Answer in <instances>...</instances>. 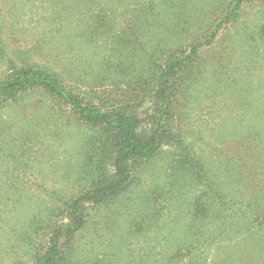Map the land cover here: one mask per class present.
I'll list each match as a JSON object with an SVG mask.
<instances>
[{
    "label": "trees",
    "instance_id": "16d2710c",
    "mask_svg": "<svg viewBox=\"0 0 264 264\" xmlns=\"http://www.w3.org/2000/svg\"><path fill=\"white\" fill-rule=\"evenodd\" d=\"M70 1L74 8H69V0L56 2L59 8L52 17L58 23L73 13L79 17L83 11L75 7L79 3H110L121 7L108 8L110 16L123 9L126 29L114 28V17L105 26L100 20L103 28L86 25L84 35L82 30L80 35L72 34L70 22L53 32L44 24L49 15L42 14L35 23L42 30L17 55L7 50L0 36V59L5 65L0 106L36 92L104 133L95 149L102 147L105 160L69 201L65 223L53 226L36 264H72L62 244L67 238L74 240L71 251L87 248L90 264H264V101L257 93L253 96L250 83V75L263 70L255 64L259 63L255 48L264 39H250L257 24L241 21L250 0ZM18 9L14 4L4 9L10 16L0 20V33L20 25L30 12ZM98 13H103L100 8ZM228 26L230 35L222 47L229 50L230 64L220 65L221 46H217L218 54L212 51L211 58L204 60L202 52L214 50ZM105 33L111 34L113 42L102 43ZM37 55L49 60H34ZM123 61L134 79L115 82ZM206 66L212 71L224 68L230 99L247 102L244 112L230 114V128L227 124L215 135L218 140L229 139L231 152L211 149L214 160L208 161L185 145L179 153L183 160L172 166V174L156 176L160 181L145 196L133 189L129 162L151 160L168 141L181 143L172 124L177 117L175 103L198 84ZM211 77L218 79L215 74ZM140 91L151 92L150 98L157 103L146 136L140 135L136 114L113 106L127 95L139 98ZM107 202L120 209H111L112 217L101 219L100 229L87 243H79L93 225L83 205Z\"/></svg>",
    "mask_w": 264,
    "mask_h": 264
},
{
    "label": "rangeland",
    "instance_id": "374dc122",
    "mask_svg": "<svg viewBox=\"0 0 264 264\" xmlns=\"http://www.w3.org/2000/svg\"><path fill=\"white\" fill-rule=\"evenodd\" d=\"M58 1L0 0L2 21L10 16L4 10L10 4L16 5L22 11L29 8L31 12L21 18L20 25L8 30L5 28L0 33L5 41L3 44L12 55H17L19 51L28 48L31 45L28 43L36 37L39 29L42 30L35 24L42 14L51 17H47L44 24L47 26L46 29H52L53 32L59 25L70 22L72 34H79L82 30L84 35L86 25L103 28L99 21L103 19L105 26L108 19L113 21L114 17L116 21L114 28L126 29L123 9L116 10L115 16H110L107 13L108 8H121L110 3L97 4L98 6L90 2L79 3L75 6L83 10L79 17L73 13L67 17L68 20L63 19L62 23H58L59 20L56 21L52 17L59 8L56 5ZM73 2L69 0V8H74ZM98 8L103 13L96 15L95 11ZM241 18L244 24L248 22H252V25L257 24L250 39L255 37L264 39V0L248 1ZM124 33L129 31L126 30ZM102 35H104L101 38L104 39L102 43L112 38L108 36L111 34ZM229 35L230 26L225 30L223 38H220L219 45L213 46L214 50L207 49L202 52L204 60L211 58L212 51H217L218 54L220 48L217 46H226ZM145 41L148 45L152 44L150 38H146ZM132 43L135 47V41ZM78 47L83 48L81 45ZM222 49L221 66L227 62L230 64L229 50L223 47ZM255 50L258 52L259 60V63L255 64L262 66L260 70H263L257 72L259 75L254 73L250 75V83L255 88L253 96L257 93L259 100L264 101V43L262 42ZM53 51L57 53V49ZM33 58L41 62L49 60L41 59L39 55ZM75 64L79 67L78 60ZM119 67L122 68L121 75L113 79L115 82L134 79L129 75L131 68L125 61L120 62ZM204 70L201 77L198 76V84H194L189 90L190 93L187 92L175 103L177 117L172 124L181 143L168 141L151 160L129 162L133 173V189L139 190L145 196H149L153 184L160 181L161 178L155 179L156 176L165 172L172 174V166L179 165V161L183 160L179 153L183 151L185 145H190L208 161L214 160L211 152L215 148L231 152L229 139L218 140L215 135L227 124L226 128H230V114L244 112L243 103L247 102L244 98L239 102L230 99V81L226 80L224 68L212 71L207 67ZM4 73L5 65L0 59V78ZM210 74H215L218 79H213ZM98 89L101 91L100 87ZM140 92L139 98L127 95L121 97V102L113 103V106L121 108L124 112L136 114L140 119V135L146 136L153 126L157 103L150 98L151 92ZM118 98L113 97L115 100H119ZM246 99L248 101L250 96ZM103 136L101 130L91 129L78 120L68 107L36 92L24 93L0 106V264L38 262L53 226L65 223L69 201L73 195L87 186V178L90 174H97L96 171L105 160L104 152H101L102 147L95 149ZM100 142H103V139ZM118 208L120 209V205L112 202H107L103 206L85 203L83 209L87 213L89 225L90 222L93 225L83 232L78 242L81 240L87 243L94 230L100 229L99 221L112 217L111 209ZM73 243L74 240L68 238L62 243L65 253L73 260L72 264H90L89 256L86 257L85 254L87 248L85 247L84 251L78 249L71 251Z\"/></svg>",
    "mask_w": 264,
    "mask_h": 264
}]
</instances>
